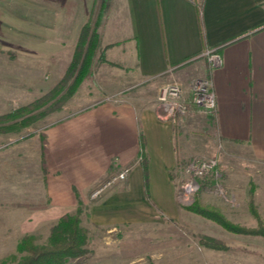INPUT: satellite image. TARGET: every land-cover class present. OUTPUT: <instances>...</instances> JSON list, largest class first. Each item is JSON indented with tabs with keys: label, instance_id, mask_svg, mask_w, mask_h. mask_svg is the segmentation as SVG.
I'll use <instances>...</instances> for the list:
<instances>
[{
	"label": "crops",
	"instance_id": "obj_1",
	"mask_svg": "<svg viewBox=\"0 0 264 264\" xmlns=\"http://www.w3.org/2000/svg\"><path fill=\"white\" fill-rule=\"evenodd\" d=\"M44 8L28 19L39 27L36 36L44 34L38 53L64 56V69L82 25L91 19L97 22L99 52L126 75L122 84L103 90L101 99L48 126L45 155L40 138L34 139L30 146L40 154V171L31 181L14 182L17 190L29 200L47 196L62 215L85 202L104 177L128 168L125 180L93 202L92 219L113 225L133 216L142 222L143 213L156 209L172 216L179 209L171 174L179 160L202 155L197 146L203 144L220 170L235 157L245 180L258 184L256 197L264 198V0H45ZM213 49L222 65L212 70L206 52ZM199 77L212 80L217 99L212 112L190 102L188 83ZM174 82L183 87L189 110L168 117L157 96ZM198 119L204 137L190 139L187 133Z\"/></svg>",
	"mask_w": 264,
	"mask_h": 264
},
{
	"label": "rangeland",
	"instance_id": "obj_2",
	"mask_svg": "<svg viewBox=\"0 0 264 264\" xmlns=\"http://www.w3.org/2000/svg\"><path fill=\"white\" fill-rule=\"evenodd\" d=\"M44 1L0 0V114L39 99L67 67L62 69V55L38 53L45 44L44 34L41 31L36 36L39 27L29 23L28 19L34 11L38 15L44 12ZM73 48L69 51L71 56ZM99 48L100 44L88 70L71 94L65 95L71 89L73 78L59 94L49 97L27 114L35 115L30 124L18 130L0 132V264H16L20 260L24 253L18 251L17 245L25 235L32 236L34 245L45 244L51 226L63 211L50 205L47 196L29 200L30 195L21 193L17 190L19 186L14 185L19 179L31 181L38 176L40 154L30 146L35 143L34 139L39 137L42 143L41 135L48 126L101 99L103 90H108L112 83H123L124 68L108 64ZM122 94L123 91L120 96ZM147 95H150L149 91ZM197 121V126H192L187 134L191 135L190 139L202 140L203 122ZM174 127L177 128L176 123ZM197 147L202 155L191 156L189 160L209 158L206 146ZM240 153L243 156V151ZM186 160H179L171 174L177 194L185 179L182 168L188 162ZM225 163L230 167L217 168V176L207 175L199 180V189L190 203H183L177 197L179 211L172 216L156 209L143 213L142 217L147 219L142 222L132 216L127 223L100 224L92 219L91 205L106 191L97 198L87 193L85 202L79 200L80 225L86 235L84 252L67 259L64 264H264V236L228 231L188 209L194 204L217 211L238 226L264 228V198L258 199L255 195L258 184L251 179L245 180L243 166H235V157ZM38 203L47 208L36 206Z\"/></svg>",
	"mask_w": 264,
	"mask_h": 264
},
{
	"label": "trees",
	"instance_id": "obj_3",
	"mask_svg": "<svg viewBox=\"0 0 264 264\" xmlns=\"http://www.w3.org/2000/svg\"><path fill=\"white\" fill-rule=\"evenodd\" d=\"M97 22L88 19L81 27L77 36L73 53L70 61L60 79L52 86V88L43 94L39 99L0 114V132L14 131L21 127L27 126L34 119L35 115H27L33 109H36L42 103H45L51 96L59 94L66 82L73 78L71 89L66 91L65 95L75 90L76 84L82 79L83 75L89 68L91 61L97 52L99 44V35L96 30ZM75 85V86H74ZM41 152L42 156L46 153L45 134L41 135ZM140 159L142 167L143 186L146 197L148 196V174L146 167V157L144 151L143 137L140 134ZM43 159V158H42ZM78 207L72 212H66L59 216L56 223L50 228L48 240L45 244L34 245L31 235H25L18 242L17 249L24 255L16 264H64L69 258L77 257L84 252L86 235L84 229L80 225L81 208ZM28 207L34 205L26 204ZM43 207V205H36ZM190 211L200 214L210 220H213L224 229L236 233H249L264 236V228L249 229L238 226L227 220L222 214L212 209H204L191 205L188 207Z\"/></svg>",
	"mask_w": 264,
	"mask_h": 264
},
{
	"label": "built area",
	"instance_id": "obj_4",
	"mask_svg": "<svg viewBox=\"0 0 264 264\" xmlns=\"http://www.w3.org/2000/svg\"><path fill=\"white\" fill-rule=\"evenodd\" d=\"M210 68L213 70L222 65L220 55L213 49L206 52ZM190 102L198 110L212 112L216 109L217 99L211 78H194L188 84ZM158 103L168 117L185 115L189 108L183 97V89L179 83H170L160 88ZM129 169L124 168L112 173L90 192V197L97 198L115 184L126 179ZM184 181L177 197L183 203H190L199 189V180L207 175L217 176V162L214 158H193L183 165Z\"/></svg>",
	"mask_w": 264,
	"mask_h": 264
}]
</instances>
